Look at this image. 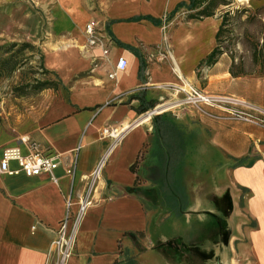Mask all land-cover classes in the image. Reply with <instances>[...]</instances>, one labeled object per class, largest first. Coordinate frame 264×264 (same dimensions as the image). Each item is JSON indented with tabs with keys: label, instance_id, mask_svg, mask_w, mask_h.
I'll return each mask as SVG.
<instances>
[{
	"label": "crops",
	"instance_id": "crops-1",
	"mask_svg": "<svg viewBox=\"0 0 264 264\" xmlns=\"http://www.w3.org/2000/svg\"><path fill=\"white\" fill-rule=\"evenodd\" d=\"M38 2L49 18L44 69L57 84L0 130V158L6 148L27 152L28 137L56 157L58 183L0 172V264H55L66 200L75 212L104 157L67 264H264V129L180 105L190 86L264 110L260 63L226 51L206 61L220 10L189 19L190 0ZM91 21L111 41L107 58L82 51ZM120 58L128 67L110 78ZM155 107L162 117L144 121ZM104 128L129 129L115 141Z\"/></svg>",
	"mask_w": 264,
	"mask_h": 264
},
{
	"label": "rangeland",
	"instance_id": "rangeland-1",
	"mask_svg": "<svg viewBox=\"0 0 264 264\" xmlns=\"http://www.w3.org/2000/svg\"><path fill=\"white\" fill-rule=\"evenodd\" d=\"M250 2L223 0V5L218 8L220 12L216 13L221 18L226 17V27L220 39L223 50L238 58L251 56L254 63L255 44H262L264 6L256 10ZM48 24V15L38 0H0V130L15 121L18 115L32 110L42 92L29 89L27 95L18 97L15 88L36 85L47 78L57 84L56 78L46 76L44 69L42 52L48 38ZM24 42L32 44L36 50L25 51L19 58L17 70L7 76L8 65L3 64L7 55L3 51L9 44ZM172 216L177 218L174 213Z\"/></svg>",
	"mask_w": 264,
	"mask_h": 264
},
{
	"label": "built area",
	"instance_id": "built-area-1",
	"mask_svg": "<svg viewBox=\"0 0 264 264\" xmlns=\"http://www.w3.org/2000/svg\"><path fill=\"white\" fill-rule=\"evenodd\" d=\"M84 35L86 43L82 51L95 48L101 51L104 58L109 56L111 41L104 35L97 22L91 21L87 23L84 28ZM127 67L128 61L124 58H120L114 71L109 74V77L114 78L118 72L126 70ZM180 92L185 94L180 105L192 106L195 108H213L227 114V119L247 122L264 129V110L252 105L244 99L233 95L209 94L196 90L190 86L181 87ZM162 113L164 112H161L158 110V107H155L147 111L144 117L149 116L152 118ZM217 117L220 119L223 118L221 115ZM126 129L127 128H104L101 133L104 137H109L117 141L122 138L129 128ZM20 143L22 145L28 144L27 152H24L19 146L6 148L0 158V172L11 176L24 174L27 177H38L46 174L52 182L57 184L58 178L56 176V170L59 167V163L56 157L52 155V153L41 151L36 143L31 142L29 144L28 137H22ZM106 161L107 157L102 158L92 174L90 176H85V179L90 183L88 184L86 193L79 199L75 212L72 211L73 202L71 197H68L66 200V216L57 231V238L52 243L53 250L56 253L55 264H67L68 260L73 256L76 247L77 229L83 216L93 205L92 194L95 189V182L99 180ZM12 163H16V169L11 167ZM76 168L75 162L73 167L66 170L67 174L70 175L73 180L75 178Z\"/></svg>",
	"mask_w": 264,
	"mask_h": 264
},
{
	"label": "trees",
	"instance_id": "trees-1",
	"mask_svg": "<svg viewBox=\"0 0 264 264\" xmlns=\"http://www.w3.org/2000/svg\"><path fill=\"white\" fill-rule=\"evenodd\" d=\"M191 3L188 5V9L190 12H188L187 17L189 19H201L203 17H209L213 16L215 14V11L223 5V0H190ZM180 6H183L180 5ZM260 8H257L256 10H259ZM226 27V17H222V24L220 26L219 32L217 34L218 38V47L208 56L206 59L207 62H214L218 56H220L222 53H224V50L221 45V37L224 33V29ZM2 48H0V51ZM36 48L29 43H21V44H9L5 47L3 54L7 55L6 58L3 60V64L8 65L7 69V76H11L16 70L18 65L20 64V56L25 53V51H31L35 52ZM254 63L255 64H261L262 71L264 70V32L262 35V44H255V51H254ZM2 64V65H3ZM46 76H50V73L45 70ZM56 85L54 81L51 78H47L43 81L37 82L36 85L28 84L26 86H21L19 88H15L16 95L18 97L25 96L29 93V89H34L35 91H43L47 89H51L55 87ZM163 114H159L154 116V120L162 117ZM157 128V126H156Z\"/></svg>",
	"mask_w": 264,
	"mask_h": 264
},
{
	"label": "bare ground",
	"instance_id": "bare-ground-1",
	"mask_svg": "<svg viewBox=\"0 0 264 264\" xmlns=\"http://www.w3.org/2000/svg\"><path fill=\"white\" fill-rule=\"evenodd\" d=\"M172 56V55H171ZM176 63V62H175ZM164 109H165V107H159L158 108V110H160L161 112H164ZM145 119V120H144ZM144 121H146V120H149L150 119V117L149 116H146V117H144ZM143 123V122H142Z\"/></svg>",
	"mask_w": 264,
	"mask_h": 264
}]
</instances>
